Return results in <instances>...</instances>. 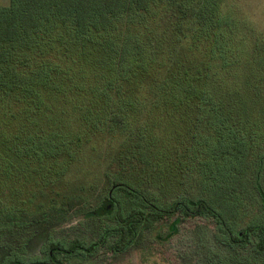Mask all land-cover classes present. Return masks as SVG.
I'll use <instances>...</instances> for the list:
<instances>
[{
	"label": "trees",
	"instance_id": "16d2710c",
	"mask_svg": "<svg viewBox=\"0 0 264 264\" xmlns=\"http://www.w3.org/2000/svg\"><path fill=\"white\" fill-rule=\"evenodd\" d=\"M238 10L234 0L0 6V186L8 205L23 199V178L64 181L91 137L124 135L114 154L119 177L85 214L113 218L115 227L96 242H51L42 258L6 264L94 258L109 240L119 254L146 232L167 243L197 218L214 224L198 234L199 264H249L233 249L264 256V225L247 211L256 205L264 219V33ZM68 209L52 211L65 223ZM5 229L0 240L12 233ZM30 241L25 236L24 246Z\"/></svg>",
	"mask_w": 264,
	"mask_h": 264
},
{
	"label": "rangeland",
	"instance_id": "374dc122",
	"mask_svg": "<svg viewBox=\"0 0 264 264\" xmlns=\"http://www.w3.org/2000/svg\"><path fill=\"white\" fill-rule=\"evenodd\" d=\"M8 1L0 0V6L7 5ZM234 3L241 10L238 11L242 17L257 31L264 33V0H234ZM111 134L89 138V143L84 145L81 152L80 167L72 171L70 177L64 181L57 179L53 182L51 175L37 176L38 184L34 180L23 178L22 183L25 180L28 182L23 184L22 194L16 192V196H21L23 199L12 200L11 205H8L10 200L3 199L6 190L5 187L0 186V230L12 228V233L0 240V264H6L14 258L23 261L42 258L44 248L51 242L66 243L72 239H77L84 244L96 242L106 229L115 227L113 218H86L85 216L87 212L99 206L101 200L109 193L111 184L116 183L119 177L120 166L119 162L115 161L114 154L119 152L123 145L124 135L116 133V136L111 137L113 136ZM140 166L137 164L134 169L146 175L147 168ZM0 174L3 173L0 172ZM140 190L148 198L152 197L147 190ZM70 198L79 202L73 203L68 209L65 203ZM128 199L127 196L120 198L125 205ZM151 199L154 201V197ZM256 200L258 201V197ZM254 201L251 203L254 204ZM155 202L159 206L169 204L162 199H156ZM61 206L68 209L65 223L58 220L52 211ZM256 207V205L250 206L247 211L250 216H254L252 221L264 225V219L261 216L263 213ZM16 214V219H13L12 216ZM40 217L41 219L36 221V218ZM244 220L242 223H236V228H242L246 222H249L246 219L244 224ZM171 222L172 220L163 224L161 236L167 232ZM20 228L23 230H16ZM213 228L214 224L211 221L200 218L190 219L179 225L178 235L167 243L154 240L146 232L138 245L130 247L123 253L111 252L112 240H109L105 247L98 250L94 258H76L66 262L81 264L80 261L85 260L92 264H199L202 261L200 255L203 251L200 249L199 252L196 247L199 242L198 234L205 231L208 236ZM25 236L31 240L27 247L23 242ZM210 244V239H207V247H211ZM233 250L236 252L238 261L264 264V256L254 255L249 248L242 251Z\"/></svg>",
	"mask_w": 264,
	"mask_h": 264
}]
</instances>
